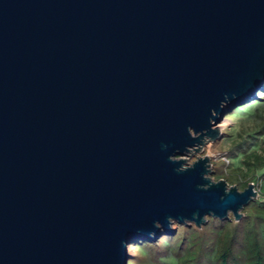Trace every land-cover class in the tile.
Masks as SVG:
<instances>
[{"label": "water", "instance_id": "95a60500", "mask_svg": "<svg viewBox=\"0 0 264 264\" xmlns=\"http://www.w3.org/2000/svg\"><path fill=\"white\" fill-rule=\"evenodd\" d=\"M263 85L264 0H0V264L241 220L255 183L199 153Z\"/></svg>", "mask_w": 264, "mask_h": 264}, {"label": "trees", "instance_id": "16d2710c", "mask_svg": "<svg viewBox=\"0 0 264 264\" xmlns=\"http://www.w3.org/2000/svg\"><path fill=\"white\" fill-rule=\"evenodd\" d=\"M258 95L255 100L260 103L264 100V86ZM262 103L264 105V101ZM262 132L264 126L259 130V133ZM251 138L253 140L249 138L236 143L229 154L234 160L237 155H243V166L224 170L228 164L221 160V167L214 169V174L219 178H225L230 184H237L241 189L252 181L250 179L254 174L257 176V171L264 169V155L253 150V145L259 137ZM249 172L254 174L245 178ZM258 175L262 180L261 196L264 197V172ZM243 212V218L237 222L231 217L223 220L209 217L201 229L195 225L184 226V233L164 236L166 239L170 238L164 241L166 248H163L164 244H160L159 240L155 243L134 239L131 244L145 248L150 255V264L165 263L167 258L175 260L176 264H264V198L255 199Z\"/></svg>", "mask_w": 264, "mask_h": 264}, {"label": "rangeland", "instance_id": "374dc122", "mask_svg": "<svg viewBox=\"0 0 264 264\" xmlns=\"http://www.w3.org/2000/svg\"><path fill=\"white\" fill-rule=\"evenodd\" d=\"M257 96L259 97V95ZM258 97H255L254 100L244 104L247 105L246 107L237 106L229 114H227L219 124V128L220 131L223 133V137L216 141L208 142L204 147V151L202 153H199L201 155L208 154L212 158L213 172L210 175L213 177L214 180L225 179V178H219L216 174H214V169H218L219 167H221L222 165L221 160L225 161L228 164L224 170L227 169L230 170L235 167L243 166L242 165V160L244 159L243 155H237L238 157L235 160L233 158H230L229 156L230 151L232 150V148L235 146L236 143L242 142L245 139H249V138L250 140H253L251 136H258L259 139L254 143L253 150H257L258 153L264 155V151H263L264 132H262V134L259 133V130H261L264 126V105L262 103L264 100H262L260 103L259 101L256 102L255 99ZM191 154L193 155L191 156ZM199 154L192 152L185 155L184 158H186L187 161L190 163L193 160H195ZM262 172H264V169L257 171L256 172L257 176L254 174V172H249L250 174L247 173L248 175L245 177V178H249L252 176V174H254V177L250 179L252 180L250 182L255 183V187L259 192V196L256 199L264 198L261 196L262 180L261 177H258L259 176L258 174H261ZM226 181L228 182V180ZM228 184L238 186L237 184H230L229 182ZM231 219L236 221L233 218V216H231ZM175 224L177 223H174V225ZM184 226L185 225H180L179 227L174 226L175 233L164 234L160 238L151 241H154L156 243L159 240L160 244H164L162 245L163 248H166L167 246H165L164 241L170 240V238L166 239V237L164 236L175 235L177 232L184 233L185 231ZM175 244L177 245V242H175ZM129 253H130L129 264H150V255L145 250L144 247L138 245H132L130 243ZM164 262L165 263L162 264H176L175 260L170 258L165 259Z\"/></svg>", "mask_w": 264, "mask_h": 264}]
</instances>
